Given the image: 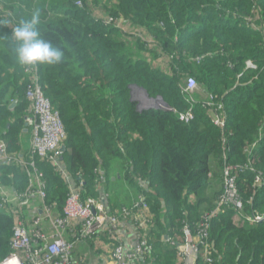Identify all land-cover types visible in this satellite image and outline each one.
I'll return each instance as SVG.
<instances>
[{"label": "trees", "instance_id": "obj_1", "mask_svg": "<svg viewBox=\"0 0 264 264\" xmlns=\"http://www.w3.org/2000/svg\"><path fill=\"white\" fill-rule=\"evenodd\" d=\"M37 8L42 35L65 59L29 69L63 124L61 163L71 183L81 184V201H100L103 185L104 208L115 214L118 195L106 183L119 172L145 186L140 192L152 217L147 264H181L185 229L199 238L194 264H264V0H0V37ZM98 10L106 23L95 17ZM135 31L153 48L133 40ZM26 70L0 43V135L17 158L29 154L22 140L32 83ZM190 77L199 90L192 102L183 92ZM134 88L166 108L139 109ZM207 95L222 105V125L202 107ZM187 112L191 119L180 120ZM34 158L45 204L62 213L66 180ZM226 169L236 174L239 224L232 202L221 204ZM0 187L16 195L30 190L15 163L0 164ZM16 215L0 197V261L10 252Z\"/></svg>", "mask_w": 264, "mask_h": 264}, {"label": "built area", "instance_id": "obj_2", "mask_svg": "<svg viewBox=\"0 0 264 264\" xmlns=\"http://www.w3.org/2000/svg\"><path fill=\"white\" fill-rule=\"evenodd\" d=\"M247 67L252 65L247 62ZM31 74L32 83L28 86L25 96L29 102V111L25 116V125L31 128V141L28 158L12 157L7 153L6 143L0 135V163H15L21 168L28 179L30 190L16 195L12 199L7 191L0 187V196L5 206L12 205L17 209L15 226L12 231L9 254L0 261V264H75L72 252L75 245L80 241H85L94 237L108 223L107 231L112 233L118 226V217L128 219L132 216L136 206L122 208L118 215L108 214L103 206L94 198H87L85 202L80 199L81 184L74 186L64 166L60 163V147L66 135L59 114L51 107L50 102L44 97L39 88L34 70L27 69ZM196 83L193 78L186 80L183 92L187 96V101L192 102L193 91ZM205 108L213 109L216 113L215 123L223 124L222 105L215 103L212 96L202 102ZM179 119L188 121L191 119L190 112L179 115ZM47 160L64 177L68 185V195L61 214L55 213L54 205H46L44 202V181L43 175L35 168V158ZM238 173L242 169L237 170ZM231 173V174H230ZM235 173L226 169L225 177H228L226 195L221 199V204L228 205L232 202V208L239 217L242 212V204L234 199L233 181ZM34 194H38L42 200L37 212L28 215L27 209L31 204ZM146 212L148 207L141 199L140 204ZM260 217H249L248 222L259 221ZM143 220V219H142ZM78 223L77 229L70 227V222ZM145 231L148 219L143 220ZM141 226V223H139ZM187 238V245L180 251L181 264H194L197 256V245L199 238L192 239L188 230H184ZM145 234L140 237L133 248H126L122 243L115 244L111 248L110 256L114 264H137L143 261L150 253Z\"/></svg>", "mask_w": 264, "mask_h": 264}, {"label": "crops", "instance_id": "obj_3", "mask_svg": "<svg viewBox=\"0 0 264 264\" xmlns=\"http://www.w3.org/2000/svg\"><path fill=\"white\" fill-rule=\"evenodd\" d=\"M148 39L147 43H151L150 38ZM199 92V90H197ZM31 128L25 127L23 133V143L25 145V149L28 151L30 148V141H31ZM1 164V163H0ZM120 173H114L112 177H110V182L106 183V188L112 192L115 191L116 195H118V203L116 208L115 215H118V209L126 207L130 208L136 206L132 216L128 219H122L118 217V226L112 232L109 233L107 231L108 223H105L104 228L97 233L94 237L90 239H86L85 241H80L75 245V248L72 252L73 260L75 264H114L111 259L110 252L111 248L114 244L122 243L126 248H133L140 237L143 235L144 224L142 223L143 220L148 219V214L146 209L142 206H138V203L141 199V192L140 188L144 189V186L141 184L135 185L134 183L127 182L120 178ZM76 189V186H74ZM100 190V203L102 204L103 208L107 205L106 196L103 193V185L99 187ZM9 197L13 198L12 190H8ZM42 203L41 198L38 194H34L32 197L31 204L28 206L27 213L28 215H33L37 212V207L40 206ZM116 204V203H115ZM107 208H104L106 212ZM114 214V213H112ZM143 219V220H142ZM141 223V226L139 225ZM70 227L72 229L78 228V223L75 221L70 222ZM137 264H145L142 261H138Z\"/></svg>", "mask_w": 264, "mask_h": 264}, {"label": "clouds", "instance_id": "obj_4", "mask_svg": "<svg viewBox=\"0 0 264 264\" xmlns=\"http://www.w3.org/2000/svg\"><path fill=\"white\" fill-rule=\"evenodd\" d=\"M102 17H105V16L103 15ZM122 22H124V20L118 19L117 24L119 27H120V23H122ZM40 24H41V11H40V9L37 8V9L33 10L29 16H26V17L20 19L18 21V23L11 29L10 35H5V36L0 37V43H5L7 45V47L10 48L11 53L14 56L16 64L21 66L22 68L29 69V68H34L37 66L59 65V64L63 63V61L65 59V52L61 49V47L56 45V44H53L50 40L44 38V36L42 35V32H41V29H40ZM253 28H255L257 30V27H255L254 25H253ZM139 35H140L139 37H137L136 35H133V34L131 36L136 37V40H139V39L142 40L144 44H148L147 43L148 39H145V37H144V35H142V33H139ZM137 38H139V39H137ZM132 39L134 40L133 37H132ZM185 86H186V83H185ZM196 87H197V85H196ZM208 96L209 95L206 96V98L203 100V102L207 99ZM193 98H194V95H193ZM215 103H216V101H215ZM201 105H202V103H201ZM150 108L161 109V108H166V107L163 104V106H161V107L152 106ZM144 109H146V108H142V110H144ZM147 109H149V108H147ZM222 111H223V107H222ZM25 127H27V126L25 125ZM62 155L63 154H61L60 157H62ZM20 157L22 159L28 158V156H26L25 158H23L22 156H20ZM59 161H60V163L62 162L60 160V158H59ZM142 185L144 186V184H142ZM75 186H79V185H75ZM144 188H145V186H144ZM4 190L8 192V190H6V189H4ZM141 196H142L141 199L144 200L142 193H141ZM13 197H16V194L13 193ZM141 199L138 203V206H141L140 205ZM144 203H145V200H144ZM6 207L7 208L9 207L10 210L15 209L17 211V209L14 208L12 205H7ZM123 208H126V207H123ZM121 209L122 208H120L118 210V213L120 212ZM55 213H57L56 209H55ZM107 213L109 214V212H107ZM57 214H61V213H57ZM147 214H148L147 226L149 227L150 221H152L151 220L152 217H151L149 210L147 211ZM110 215H115V214H110ZM235 217H236V219H238L240 221V219H241L240 216L238 217L236 214ZM148 227L143 232L145 234V236H146V233L148 231ZM142 262L147 264L145 262V260H143Z\"/></svg>", "mask_w": 264, "mask_h": 264}, {"label": "rangeland", "instance_id": "obj_5", "mask_svg": "<svg viewBox=\"0 0 264 264\" xmlns=\"http://www.w3.org/2000/svg\"><path fill=\"white\" fill-rule=\"evenodd\" d=\"M99 16L100 17V19L102 20V22H104V23H106V16L105 17H102V14H101V12L98 10L97 12H96V14H95V17L96 16ZM117 22H118V20H116V23L114 24L115 25V27H117V28H119V26H118V24H117ZM120 24H122V23H120ZM123 26V25H122ZM122 31H126V25L125 26H123L122 27ZM139 33H141L140 31H135L134 33H133V35H136L137 37H139L140 35H139ZM133 38H134V40H136V37H134V36H132ZM137 39H139V38H137ZM139 41H140V39H139ZM146 45H148L149 46V44H146ZM150 48H153V46H149ZM133 54L135 55V56H137L138 58L139 57H141V58H144L145 56V54L143 53V54H139V53H137L136 51H133ZM166 64H162V66H165ZM195 90H197V87L195 88ZM132 95H133V98L135 99V101H136V103H137V107L139 108V109H142L143 107H145V106H147V105H145L146 103H144V101H145V99L143 98V97H141L136 91H135V89L132 91ZM148 101H149V103H151L152 105L151 106H149V107H145L146 109L147 108H150V107H152V106H156V107H161V106H163V103L161 104V103H159L157 100H153V101H155V102H153L152 101V99H147ZM234 221H235V223L236 224H239L240 223V221L238 220V219H234Z\"/></svg>", "mask_w": 264, "mask_h": 264}, {"label": "water", "instance_id": "obj_6", "mask_svg": "<svg viewBox=\"0 0 264 264\" xmlns=\"http://www.w3.org/2000/svg\"><path fill=\"white\" fill-rule=\"evenodd\" d=\"M135 89V91L141 96V97H143L144 99H148V97L146 96V94L144 93V91L143 90H140V89H137V88H134ZM133 89V90H134ZM155 100H157L159 103H161L162 101H161V99H155ZM153 101V100H152ZM153 102H155V101H153ZM163 103V102H162ZM161 103V104H162ZM164 104V103H163ZM164 106L166 107V105L164 104ZM15 107V102H13L11 105H9V109L11 110V109H13ZM156 107V106H155ZM65 145L64 144H62L61 145V147H60V153L61 154H63L64 153V151H65ZM60 160L62 161V157H60ZM165 240H166V237L164 238Z\"/></svg>", "mask_w": 264, "mask_h": 264}, {"label": "bare ground", "instance_id": "obj_7", "mask_svg": "<svg viewBox=\"0 0 264 264\" xmlns=\"http://www.w3.org/2000/svg\"><path fill=\"white\" fill-rule=\"evenodd\" d=\"M144 103H146L145 105H147V106H145V107H149V106H151V105H152V104H151V103H149V101H148V100H146V99H145ZM145 107H143V108H145Z\"/></svg>", "mask_w": 264, "mask_h": 264}]
</instances>
